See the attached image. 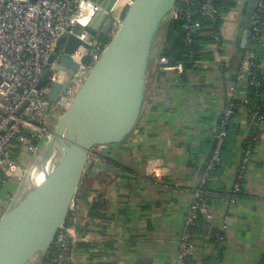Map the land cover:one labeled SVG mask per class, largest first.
<instances>
[{
  "label": "crops",
  "instance_id": "crops-1",
  "mask_svg": "<svg viewBox=\"0 0 264 264\" xmlns=\"http://www.w3.org/2000/svg\"><path fill=\"white\" fill-rule=\"evenodd\" d=\"M243 12L241 3L223 18L222 49L226 56L206 63L201 75L188 72L186 82L172 70L159 75L162 36H156L137 125L123 142L96 150L97 156L109 157L132 172L111 169L95 157L88 159L69 222L75 242H87L89 246L75 247L71 264L176 263L194 188L207 160L208 149L203 142L215 134L224 105L232 98L242 103L236 120L239 141L253 128H257L259 138L242 174L248 198L233 202L223 198L209 206L210 219L203 217L192 235L190 257L194 264H264V121L255 123L244 105L246 75L224 78L219 66L235 49L236 38L242 33ZM240 143L232 167L222 176L210 178L209 183L222 187L223 192H229L236 183ZM199 150L197 166L189 167L190 154ZM18 153L14 156L26 164L29 156ZM101 177L109 182H102ZM16 186L13 180L3 184L0 214ZM99 193L105 198L107 219L90 220L85 213ZM216 232L222 233L218 240L213 239Z\"/></svg>",
  "mask_w": 264,
  "mask_h": 264
},
{
  "label": "built area",
  "instance_id": "built-area-1",
  "mask_svg": "<svg viewBox=\"0 0 264 264\" xmlns=\"http://www.w3.org/2000/svg\"><path fill=\"white\" fill-rule=\"evenodd\" d=\"M120 1L122 8L118 9ZM132 1L115 0L110 9L105 11L93 0H0V183L4 184L7 180L17 183L21 180L26 172V164L14 156V149L30 156L35 155L41 145L46 146L52 133V120L58 111L57 107L66 96L75 94L105 49L107 43L98 38L101 33L91 32L90 25L95 15L105 13L110 19V28L105 36L111 39L121 27L125 10ZM215 1L230 0H177L170 20L185 19L182 29L187 41H190L192 34L198 32L200 35H210L218 42L221 31H215V24L220 20L222 29L223 18L238 4L242 3L244 9L245 0H231L234 6L227 13H219ZM194 14L204 18L208 24L203 25L199 20H192L191 16ZM63 36L76 37L82 43L70 55L71 60L78 66L73 75H69L66 70H57L58 60L63 53L62 50L56 52L57 42ZM249 38L261 45L264 44V0L258 1L251 18L248 40ZM210 48L209 45L205 46L206 50ZM52 55H55V59L50 63ZM164 62V59L159 57V64ZM204 65L206 63L202 64V67ZM248 66L246 58L242 62V69L246 70ZM48 68L51 73L47 82L38 89L41 77ZM164 70L176 72L181 81L180 66L159 68V71ZM65 83H68L65 96L60 94L58 101L52 105L48 99L52 85ZM232 90L233 88L230 91ZM231 113L229 105L223 112L221 126ZM26 131H29V134ZM223 136L224 132L221 131L210 163L202 173L199 183L201 186L210 180L207 170L217 161L218 148ZM31 138L38 141V145H35ZM98 147L100 146L91 149L88 159L90 157L99 159L96 155ZM250 153L251 149L245 152L242 150V156L236 165V174L242 170L238 175L239 180H242ZM239 189L240 186L234 183L232 190ZM229 201L233 202L234 199ZM75 208L73 199L69 206L70 216ZM208 211L209 205L203 199V191L196 188L182 230L175 264H194L190 257L191 228L196 223L198 214L210 219ZM86 223L88 224L87 220L84 224ZM71 234L73 225L69 221L58 229L52 243L55 247L52 264H71L75 250V238ZM46 257L47 252L36 254L26 264H43Z\"/></svg>",
  "mask_w": 264,
  "mask_h": 264
},
{
  "label": "water",
  "instance_id": "water-1",
  "mask_svg": "<svg viewBox=\"0 0 264 264\" xmlns=\"http://www.w3.org/2000/svg\"><path fill=\"white\" fill-rule=\"evenodd\" d=\"M114 1L96 3L108 11ZM258 1L245 0L240 18L242 33L236 38L234 54L247 46ZM176 2L133 0L126 8L121 27L75 92L45 146V157L56 149L60 152L58 160L24 200L2 210L0 264H26L36 254L47 252L65 222L91 149L119 144L134 130L144 99L150 52L158 32L170 21ZM110 24L105 13H97L90 25L91 32L106 35ZM81 44L73 36L58 40L56 52L63 53L57 70L73 75L78 66L70 55ZM54 59L52 55L49 62ZM50 73L49 68L44 72L38 89L46 84ZM67 87L68 83L52 85L48 95L52 105L60 94L65 96ZM86 246L89 243L75 242L76 248Z\"/></svg>",
  "mask_w": 264,
  "mask_h": 264
},
{
  "label": "trees",
  "instance_id": "trees-1",
  "mask_svg": "<svg viewBox=\"0 0 264 264\" xmlns=\"http://www.w3.org/2000/svg\"><path fill=\"white\" fill-rule=\"evenodd\" d=\"M216 8L219 13H227L229 9L234 6V3L230 0L227 2H217L215 1ZM192 20H199L203 25L208 24L204 18L200 17L198 14L191 16ZM185 22V19L170 20L166 23L161 29H164L162 36V45L159 52V57L164 59V63L159 64V68H174L181 67L180 77L182 82L187 80V72L190 71L192 74L201 75L205 68L202 67V64L218 60L219 58L225 57V51L221 48L222 34H219L220 40L215 42L210 35H200L198 32L192 34L190 41H187L185 32L182 29V25ZM220 20L214 26L215 31L220 32ZM159 33V32H158ZM98 38L108 43L110 40L106 36L99 35ZM210 46V50H206L205 46ZM248 59L249 66L246 70L242 71V62L245 59ZM221 73L224 78H235L239 73H244L248 80V85L246 89L247 98L244 105L249 111V116L254 119L255 123L264 121V47L249 38L248 45L243 49H238L236 54L233 52L228 56L226 63H222ZM159 75H162V71H159ZM231 106L232 113L225 118L224 124L221 126V120L223 119V114H221L217 121V129L215 134L211 138L205 140L204 145L207 147V160L204 166L206 169L207 164L210 163L213 152L217 146L218 134L223 131L224 136L221 139L218 148V156L216 163L207 170L210 178L220 177L225 171H227L232 165L236 162L235 148L240 143V146L245 152L248 149H252L254 145L259 140L257 128L253 130L245 137L242 141H239V125L237 123V118L239 115V108L242 105L238 100L232 99L229 103L224 105V110ZM32 142L35 145H38V141L32 139ZM201 150L192 152L189 156L188 166L195 167L197 166L198 156L201 154ZM15 155L18 151L14 149ZM19 154V153H18ZM99 159L109 168L116 169L119 171L132 172L127 168L120 166L118 163L106 156H99ZM242 173V170L237 172L236 184L240 186V189L233 191L232 189L229 192H223L222 187L212 186L207 181L202 186L199 184L200 180L196 184V188H199L203 191V199L210 206L219 202L223 198L228 199H244L248 198L247 194L243 191L242 180L238 179V175ZM102 178V177H101ZM201 179V178H200ZM108 179L102 178V182H109ZM113 179L110 178V182ZM3 184L0 183V190ZM104 195L100 194L97 198L91 203L88 211L85 213L88 219H107L106 207ZM70 218V213L68 212L65 219V224L68 223ZM201 223H203V216L198 214L196 223L191 228V240L193 233L200 228ZM222 237L221 232H216L213 236V239L217 240ZM48 257L43 261V264H52V259L55 256V247L52 244L47 251Z\"/></svg>",
  "mask_w": 264,
  "mask_h": 264
},
{
  "label": "bare ground",
  "instance_id": "bare-ground-1",
  "mask_svg": "<svg viewBox=\"0 0 264 264\" xmlns=\"http://www.w3.org/2000/svg\"><path fill=\"white\" fill-rule=\"evenodd\" d=\"M44 152L45 147L34 156L30 166L26 168L25 179L18 190L16 203L24 200L43 181L60 156V152L56 149L52 150L47 157Z\"/></svg>",
  "mask_w": 264,
  "mask_h": 264
},
{
  "label": "rangeland",
  "instance_id": "rangeland-1",
  "mask_svg": "<svg viewBox=\"0 0 264 264\" xmlns=\"http://www.w3.org/2000/svg\"><path fill=\"white\" fill-rule=\"evenodd\" d=\"M117 8H118V9H121V8H122V1H120V4L117 6ZM163 32H164V29H161V30L159 31L158 38H161V36H163ZM74 93H75V92H74ZM73 95H74V94H73ZM73 95H68V96H66V98H64V100H63V101L59 104V106L57 107V108H58V109H57L58 111L54 114V115H55V118L52 120L53 122H52V128H51V131L54 130L55 124H57V122L59 121V119H60L62 113L64 112V110H65V109L67 108V106L69 105L70 100H71V98L73 97ZM43 149H44V146L41 145V146L39 147V149L37 150L38 152H37L36 154H38L39 152H41ZM36 154H35V155H36ZM35 155H30V156L28 157V161L26 162L25 169H26L27 167L30 166V163H31V161H32V159L34 158ZM24 179H25V177H24V174H23L21 180L17 182L16 192H15L14 196H11V197H9V198L7 199V205H6V208H5L6 211H7L12 205H14V204L17 202V194H18V190H19L21 184L23 183ZM1 216H2V214H0V217H1Z\"/></svg>",
  "mask_w": 264,
  "mask_h": 264
},
{
  "label": "flooded vegetation",
  "instance_id": "flooded-vegetation-1",
  "mask_svg": "<svg viewBox=\"0 0 264 264\" xmlns=\"http://www.w3.org/2000/svg\"><path fill=\"white\" fill-rule=\"evenodd\" d=\"M99 35H101V36H105V35H103V34H99Z\"/></svg>",
  "mask_w": 264,
  "mask_h": 264
}]
</instances>
